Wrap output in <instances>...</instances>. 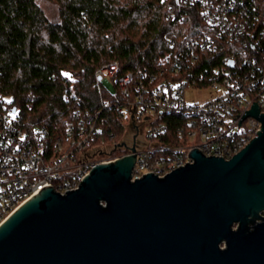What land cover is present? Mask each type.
<instances>
[{
    "label": "built area",
    "instance_id": "1",
    "mask_svg": "<svg viewBox=\"0 0 264 264\" xmlns=\"http://www.w3.org/2000/svg\"><path fill=\"white\" fill-rule=\"evenodd\" d=\"M178 1L196 7L205 26L179 45L167 38L173 52L160 58V70H146L135 80L132 72L120 75L115 62L97 72L102 88L115 99L105 107L119 108L128 118L120 143H97L100 111H77L79 122L69 124L63 137L50 139L44 127L26 130L18 109L13 112L0 99V225L46 189L62 195L77 190L98 165L136 154L132 181L151 173L163 178L194 163L193 150L230 159L258 136L262 123L241 118L253 102L264 112V0ZM236 50L245 52L238 63ZM219 52H224L220 61L214 56ZM209 90L207 100L187 97ZM128 124L138 133L131 142ZM140 136L145 143L137 140ZM174 136L180 144H165ZM260 216L256 222L264 219V210Z\"/></svg>",
    "mask_w": 264,
    "mask_h": 264
},
{
    "label": "water",
    "instance_id": "2",
    "mask_svg": "<svg viewBox=\"0 0 264 264\" xmlns=\"http://www.w3.org/2000/svg\"><path fill=\"white\" fill-rule=\"evenodd\" d=\"M244 117L262 130L230 159L196 149L132 181L134 154L44 190L0 225V264H264V112L253 102Z\"/></svg>",
    "mask_w": 264,
    "mask_h": 264
},
{
    "label": "trees",
    "instance_id": "3",
    "mask_svg": "<svg viewBox=\"0 0 264 264\" xmlns=\"http://www.w3.org/2000/svg\"><path fill=\"white\" fill-rule=\"evenodd\" d=\"M57 1L60 21L51 22L38 0H0V99L18 109L26 130L44 127L50 139L79 122L77 111H100L97 143L118 144L128 118L105 107L115 99L97 72L115 62L120 75L132 72L135 80L160 70V58L173 52L167 38L179 45L205 26L199 10L178 0ZM244 53L236 50L237 63ZM222 55L214 56L220 61Z\"/></svg>",
    "mask_w": 264,
    "mask_h": 264
},
{
    "label": "rangeland",
    "instance_id": "4",
    "mask_svg": "<svg viewBox=\"0 0 264 264\" xmlns=\"http://www.w3.org/2000/svg\"><path fill=\"white\" fill-rule=\"evenodd\" d=\"M38 3L40 7L42 8L43 12L45 13L46 17L51 22H59L60 21V12H61V5L57 0H38ZM210 91L203 92L201 96H195L192 94H188V99L191 101L195 100H201V99H209L210 98ZM142 125V124H141ZM136 133V128L132 124L127 125V137L128 142H131L133 140V135ZM127 137L125 141L127 140ZM141 144L145 143L143 142L144 136H140L137 139Z\"/></svg>",
    "mask_w": 264,
    "mask_h": 264
},
{
    "label": "flooded vegetation",
    "instance_id": "5",
    "mask_svg": "<svg viewBox=\"0 0 264 264\" xmlns=\"http://www.w3.org/2000/svg\"><path fill=\"white\" fill-rule=\"evenodd\" d=\"M139 131H140V130H139ZM137 134H138V133H135V134L133 135V140L136 139Z\"/></svg>",
    "mask_w": 264,
    "mask_h": 264
}]
</instances>
